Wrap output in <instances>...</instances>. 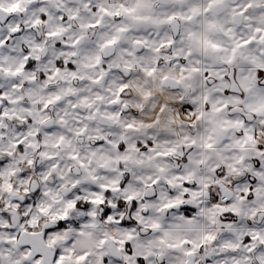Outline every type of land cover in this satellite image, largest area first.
Here are the masks:
<instances>
[{
    "label": "clouds",
    "instance_id": "obj_1",
    "mask_svg": "<svg viewBox=\"0 0 264 264\" xmlns=\"http://www.w3.org/2000/svg\"><path fill=\"white\" fill-rule=\"evenodd\" d=\"M0 264H264V0H0Z\"/></svg>",
    "mask_w": 264,
    "mask_h": 264
},
{
    "label": "snow or ice",
    "instance_id": "obj_2",
    "mask_svg": "<svg viewBox=\"0 0 264 264\" xmlns=\"http://www.w3.org/2000/svg\"><path fill=\"white\" fill-rule=\"evenodd\" d=\"M82 259V258H81Z\"/></svg>",
    "mask_w": 264,
    "mask_h": 264
}]
</instances>
